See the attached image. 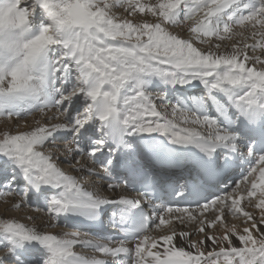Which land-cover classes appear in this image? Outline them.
Wrapping results in <instances>:
<instances>
[{
  "label": "snow or ice",
  "instance_id": "6c2138e0",
  "mask_svg": "<svg viewBox=\"0 0 264 264\" xmlns=\"http://www.w3.org/2000/svg\"><path fill=\"white\" fill-rule=\"evenodd\" d=\"M0 120L5 212L76 229L0 264H264V0H0Z\"/></svg>",
  "mask_w": 264,
  "mask_h": 264
},
{
  "label": "bare ground",
  "instance_id": "6f19581e",
  "mask_svg": "<svg viewBox=\"0 0 264 264\" xmlns=\"http://www.w3.org/2000/svg\"><path fill=\"white\" fill-rule=\"evenodd\" d=\"M150 2H152V3H155L156 2V0H150ZM118 15V14H117ZM226 43H229V44H231V42L229 41V42H226ZM202 47H204V46H202ZM39 118V116L37 115L36 117H32V118H30V121H34L35 119H38ZM2 122V121H1ZM12 122V121H11ZM21 123H23V122H21ZM69 174H73V171H71ZM91 179V178H90ZM89 178L88 179H86L87 180V185L89 184V185H92L93 186V181H91ZM85 180V179H84ZM83 180V181H84ZM88 187V186H87ZM90 190V189H89ZM7 200H8V203L7 204H9L8 205V207H10V203H11V201H13V200H19V198H13V197H8L7 198ZM0 201H4V200H0ZM17 214H19L20 216H24L26 219V225H31L33 222H35V223H37V224H40V225H42V226H44L45 228H46V230L47 231H50V232H53V233H62V232H67V231H64V230H61V229H59L58 227H56V228H51L50 226H49V217H48V215L46 214V213H39V212H37V213H35V212H33L30 208H28V207H24L22 210H20V211H17L16 212ZM6 216H8V217H11V213H9V214H5ZM4 215V216H5ZM210 215V214H209ZM29 216H31V217H33V220H29L28 219V217ZM173 223L174 224H176L177 223V221H173ZM237 223H239L238 221H237ZM68 232H70V231H68ZM79 248H81V247H79V246H77L76 247V249H79ZM81 249H86V250H89V251H91V253H92V255H94V256H97V258H100L101 256H99V254H97V253H94L91 249H87V248H81ZM77 251V250H76ZM79 254H81V253H79ZM90 255V254H89Z\"/></svg>",
  "mask_w": 264,
  "mask_h": 264
},
{
  "label": "rangeland",
  "instance_id": "374dc122",
  "mask_svg": "<svg viewBox=\"0 0 264 264\" xmlns=\"http://www.w3.org/2000/svg\"><path fill=\"white\" fill-rule=\"evenodd\" d=\"M114 11H117V14L120 15L124 12L123 9H119V10H114ZM183 35V33H182ZM2 121V122H1ZM5 123H7V126L8 127H12L13 126V122L11 121H8V122H5L4 120H0V128H3L5 126ZM61 167L67 172V173H70L72 171L71 168H69L67 166V164H62ZM74 174V173H73ZM83 184H86V188L92 190V185H87V180L85 179L84 181L82 180L81 181ZM88 186V187H87ZM11 198V197H10ZM8 205L7 203H5V201H0V217H4L5 214H9L11 213V218H14L16 219L18 222H23V223H26V218L24 216H20L19 214H17L15 210L13 211H9V212H5V209L8 208ZM68 232V231H67ZM77 250V251H76ZM76 252L78 253H81L80 255L82 256H85V257H92L94 255H92L91 251L89 250H86V249H75ZM90 254V255H89Z\"/></svg>",
  "mask_w": 264,
  "mask_h": 264
}]
</instances>
